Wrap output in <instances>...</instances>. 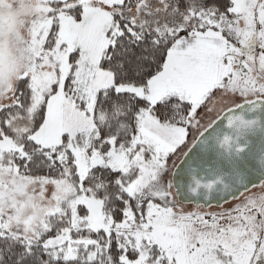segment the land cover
<instances>
[{
  "label": "snow or ice",
  "instance_id": "snow-or-ice-1",
  "mask_svg": "<svg viewBox=\"0 0 264 264\" xmlns=\"http://www.w3.org/2000/svg\"><path fill=\"white\" fill-rule=\"evenodd\" d=\"M0 264H264V0H0Z\"/></svg>",
  "mask_w": 264,
  "mask_h": 264
},
{
  "label": "rangeland",
  "instance_id": "rangeland-1",
  "mask_svg": "<svg viewBox=\"0 0 264 264\" xmlns=\"http://www.w3.org/2000/svg\"><path fill=\"white\" fill-rule=\"evenodd\" d=\"M223 207L227 208V207H229V204H225ZM185 209L189 210V211H195L196 210L195 205L192 203L185 204ZM205 210L206 211H219L221 209L217 208L216 205H213L211 208L205 209Z\"/></svg>",
  "mask_w": 264,
  "mask_h": 264
},
{
  "label": "water",
  "instance_id": "water-1",
  "mask_svg": "<svg viewBox=\"0 0 264 264\" xmlns=\"http://www.w3.org/2000/svg\"><path fill=\"white\" fill-rule=\"evenodd\" d=\"M213 205H215V204H213Z\"/></svg>",
  "mask_w": 264,
  "mask_h": 264
}]
</instances>
